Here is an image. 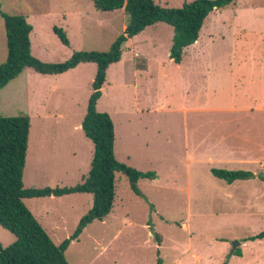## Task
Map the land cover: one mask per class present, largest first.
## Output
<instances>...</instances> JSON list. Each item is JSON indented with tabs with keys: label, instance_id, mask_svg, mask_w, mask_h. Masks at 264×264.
<instances>
[{
	"label": "rangeland",
	"instance_id": "rangeland-1",
	"mask_svg": "<svg viewBox=\"0 0 264 264\" xmlns=\"http://www.w3.org/2000/svg\"><path fill=\"white\" fill-rule=\"evenodd\" d=\"M153 1L181 7L193 0ZM232 6L206 17L198 55L192 49L174 63L172 27L157 22L130 38L120 60L109 65L96 108L113 121L115 158L155 176L137 181L142 194L137 195L127 176L115 173L106 223L93 221L70 243L69 264H264V238L243 240L264 230V188L256 179L235 181L231 187L239 186L237 194L245 197L229 200L228 183L209 170L264 173V58L259 59L264 41L253 35L264 33V0H238L237 10ZM0 10L26 18L32 55L50 63L76 51H107L127 23L123 9L99 11L92 0H0ZM54 26L65 31L68 45ZM241 26L248 32L243 38ZM236 31L240 39L234 42ZM6 56L0 15V64ZM95 70L94 63H81L48 75L26 67L0 89V116L30 119L24 188L73 186L87 174L93 143L80 124ZM217 98L223 104H216ZM75 151L79 162L70 167ZM89 199L90 194H73L24 203L29 210L49 207L45 218L58 227L46 226L47 233L59 243L74 231L75 214L88 211ZM248 203L257 209L254 216L218 214L221 207ZM14 240L0 226V244ZM236 248L240 255L233 254ZM192 252L202 260L195 262Z\"/></svg>",
	"mask_w": 264,
	"mask_h": 264
},
{
	"label": "trees",
	"instance_id": "trees-1",
	"mask_svg": "<svg viewBox=\"0 0 264 264\" xmlns=\"http://www.w3.org/2000/svg\"><path fill=\"white\" fill-rule=\"evenodd\" d=\"M234 0H193L181 7H166L153 0H92L99 11L123 9L127 23L107 51H76L63 62H43L31 53L32 25L24 16L0 10L3 20L7 56L0 64V89L29 67L41 74H60L80 63H94L96 70L91 82L81 129L93 143V154L86 175L80 183L64 187L24 188L23 171L28 145L30 119L25 114L0 116V226L15 237L13 243L0 244V264H69L65 250L71 241L78 239L82 230L94 220H102L112 208L115 173L128 178L131 190L142 195L137 186L140 178H153L150 171H139L118 161L114 155V124L107 112L98 111L97 100L106 82L110 64L120 60L125 43L145 27L164 22L172 27L169 58L180 63L184 48L194 43L207 15L222 9ZM63 45L69 41L65 31L53 27ZM213 176L231 183L256 176L241 169L210 168ZM257 176L264 179V173ZM71 193H90L92 206L80 217L74 231L61 242L55 243L24 203L25 198L62 196ZM157 237V235H156ZM264 238V230L243 240ZM158 243L160 241L157 240ZM233 254L240 255L239 248Z\"/></svg>",
	"mask_w": 264,
	"mask_h": 264
},
{
	"label": "crops",
	"instance_id": "crops-1",
	"mask_svg": "<svg viewBox=\"0 0 264 264\" xmlns=\"http://www.w3.org/2000/svg\"><path fill=\"white\" fill-rule=\"evenodd\" d=\"M230 5V4H229ZM231 5H233L232 7L233 8H235V10H237L236 8L238 7V0H234V2L233 3H231ZM243 6H247V4H243ZM227 7V6H226ZM225 8V7H224ZM249 8L250 7H245L244 8V10H249ZM223 9V8H222ZM215 10H218V9H215ZM214 11V10H213ZM211 13V12H210ZM78 14H80V13H78ZM209 15V14H208ZM208 15H207V17H208ZM206 19V18H205ZM204 22H205V20H204ZM204 22H203V24H202V27H201V29H200V31H199V35H198V38L196 39V41L194 42V43H192V44H190V45H188L187 47H185L184 48V51H183V55H182V59H181V61L183 60V56H184V54L185 55H187V54H190V51H192V49H193V51H194V54L195 55H198V54H200V52H201V50H200V43H201V41H202V35H201V32H202V28H203V25H204ZM241 27H243V26H241ZM244 28V27H243ZM245 29V31H244V35L241 37V38H243V37H245V36H247L248 35V32L246 31L247 29L246 28H244ZM249 30V29H248ZM254 31V30H253ZM140 33V32H139ZM138 33V34H139ZM239 33V31H236L233 35H234V42L235 41H237L238 39H240V38H238L237 37V34ZM215 34V33H214ZM137 35V34H136ZM211 35H212V33H211ZM253 35H255V36H258L259 38H261L263 41H264V33H263V31H254V33H253ZM209 36V35H208ZM215 36V35H214ZM134 37V36H133ZM211 37V36H210ZM172 38V37H171ZM202 38V39H201ZM258 40H260V39H258ZM207 41V40H206ZM263 46H264V43H263ZM125 48H126V43H125ZM251 54H253L252 56H251ZM255 51H250L249 52V57H253V58H255ZM235 55V54H234ZM235 58V57H234ZM262 58H264V54L262 53V56L261 57H259V59H261L262 60ZM184 59H186V56H185V58ZM172 60V59H171ZM180 61V62H181ZM81 64V63H80ZM177 64V63H176ZM179 64V63H178ZM260 64V63H259ZM79 65V64H78ZM252 65V63H249V66H251ZM64 73V72H63ZM61 74V73H60ZM48 75H53V74H48ZM101 96V95H100ZM100 98V97H99ZM216 104H218V105H220V104H223V101H222V99L221 98H217L216 100ZM75 126H77V125H75ZM84 133V132H83ZM242 160H244V159H241L240 161H242ZM79 162V155H77V153H76V151H75V153H72V157H71V159H70V167H74L73 165H77V163ZM210 170V169H209ZM249 171V170H248ZM262 171H264V169L262 170ZM253 172V171H252ZM211 173V172H210ZM254 174H256V176L255 177H253V178H249V179H240V180H235V181H247V180H254V179H256L257 180V185H260V186H262V188H264V179H260L258 176H257V174H259V173H263V172H260V171H254L253 172ZM215 177V176H214ZM217 178V177H216ZM219 179V178H218ZM82 180V179H81ZM235 181H233V182H231V183H228V185H229V187H226V198L227 199H229V200H231V198H234V196L235 195H237V196H240V197H242V199H244V197H245V195L244 194H241V195H238L237 194V190L240 188L239 186H234V187H231V185H232V183H234ZM73 194H77V195H80V194H90V193H71V194H66V195H73ZM91 195V194H90ZM62 196H65V195H62ZM258 196H259V194L257 195V197H256V199H258ZM44 197H49V198H52V197H61V196H54V195H50V196H44ZM33 198H40V197H33ZM25 199H28V198H25ZM24 199V200H25ZM241 199V198H240ZM23 200V201H24ZM87 205V210H89L90 209V207L92 206V195H91V203H90V199L88 200V202L86 203ZM240 204H243V202L242 201H240ZM251 203H248L247 205H239V206H237V205H235V206H232V207H221V208H219V211H218V214H230V216L231 217H233V219L234 218H244V217H248V216H254L255 214H257L258 212L256 211L257 209H256V207L255 206H252V205H250ZM48 209H49V207H46V206H44V205H42L41 204V206H38V207H34V208H30V210H31V213L35 216V218L38 220V222L42 225V227L46 230V232H47V229H46V226H50V227H52V228H54V229H56L57 227H58V223L57 222H55V220H49V219H47V218H45L46 216H48ZM226 209H228L227 210V212H226ZM225 210V211H224ZM86 213V211H81V212H79V213H77V214H75V216H74V218H73V223L74 224H77L78 223V221H79V219H80V217L82 216V215H84ZM110 214V212L102 219V220H94V221H100L101 223H103V224H105L106 223V217H108V215ZM105 221V222H104ZM92 223V222H91ZM90 223V224H91ZM237 223V222H236ZM90 224H88V225H90ZM87 225V226H88ZM182 225L184 226V227H186V223H182ZM86 226V227H87ZM85 227V228H86ZM84 230V229H83ZM82 230V231H83ZM82 233V232H81ZM80 233V234H81ZM79 237V236H78ZM244 239V238H243ZM74 241V240H73ZM76 241H78V239H76ZM72 242V241H71ZM70 242V243H71ZM242 244H246V242H243ZM70 245V244H69ZM68 245V246H69ZM68 248V247H67ZM66 251V250H65ZM66 257V256H65ZM191 257L194 259V261L195 262H199V261H201L202 260V257H201V255H198V254H196L195 252H192L191 253ZM69 263V262H68Z\"/></svg>",
	"mask_w": 264,
	"mask_h": 264
},
{
	"label": "water",
	"instance_id": "water-1",
	"mask_svg": "<svg viewBox=\"0 0 264 264\" xmlns=\"http://www.w3.org/2000/svg\"><path fill=\"white\" fill-rule=\"evenodd\" d=\"M237 243V242H236ZM234 247V246H233Z\"/></svg>",
	"mask_w": 264,
	"mask_h": 264
}]
</instances>
